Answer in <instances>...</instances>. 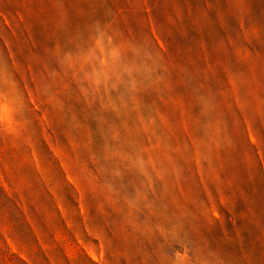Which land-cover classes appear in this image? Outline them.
<instances>
[{
  "label": "rangeland",
  "instance_id": "obj_1",
  "mask_svg": "<svg viewBox=\"0 0 264 264\" xmlns=\"http://www.w3.org/2000/svg\"><path fill=\"white\" fill-rule=\"evenodd\" d=\"M0 264H264V0H0Z\"/></svg>",
  "mask_w": 264,
  "mask_h": 264
}]
</instances>
